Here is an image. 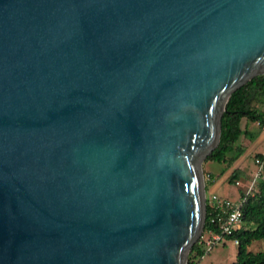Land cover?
Returning a JSON list of instances; mask_svg holds the SVG:
<instances>
[{
	"label": "water",
	"instance_id": "obj_1",
	"mask_svg": "<svg viewBox=\"0 0 264 264\" xmlns=\"http://www.w3.org/2000/svg\"><path fill=\"white\" fill-rule=\"evenodd\" d=\"M259 75L264 0H0V264H187Z\"/></svg>",
	"mask_w": 264,
	"mask_h": 264
},
{
	"label": "trees",
	"instance_id": "obj_2",
	"mask_svg": "<svg viewBox=\"0 0 264 264\" xmlns=\"http://www.w3.org/2000/svg\"><path fill=\"white\" fill-rule=\"evenodd\" d=\"M242 119L256 124L261 129L264 128V75L252 78L230 95L221 118L219 143L205 161L231 164L242 154L238 139L241 135H247L246 129L242 131L240 127ZM257 157L261 158L262 155L259 154ZM239 174L240 171L235 169L228 177L229 184H235ZM261 177L260 181L252 185L250 192L240 195V198L244 199L240 209L245 229L227 238L238 240L236 260L233 264H264V249L249 250L255 241H262L264 245V164ZM209 185L210 181H206V191ZM203 232L207 234L218 232L209 222L207 201ZM203 242L198 239L192 245L188 252L187 264H201V259L207 252Z\"/></svg>",
	"mask_w": 264,
	"mask_h": 264
},
{
	"label": "rangeland",
	"instance_id": "obj_3",
	"mask_svg": "<svg viewBox=\"0 0 264 264\" xmlns=\"http://www.w3.org/2000/svg\"><path fill=\"white\" fill-rule=\"evenodd\" d=\"M255 128L251 126V124H248V128L250 130L253 129V133H256L257 129H261L254 125ZM245 125L244 123L242 124V128H244ZM252 127V128H251ZM255 131V132H254ZM240 145L244 148L247 149V147H254L253 154H251L249 157L245 159V171H240L239 178L238 180L241 181V185L235 186V184H229L228 180L226 181L225 184L222 185V190L220 191V194L224 198H228L229 200L238 203L240 201V195L246 194L247 193V185H244V183H250L252 182L255 178L257 181H260L262 177H259L257 174V166L254 163L255 157L259 155L260 153L256 154V152H262L264 148V142L259 146L258 142L254 141H248L245 138L242 139V142ZM248 147V148H249ZM262 155V154H261ZM230 164H223V163H218L214 161H203L201 164V171L203 174V179H204V185L205 182L207 181V173L206 171H209L216 176H219L221 174V171L224 172L226 170H230ZM255 183V184H256ZM241 193V194H240ZM206 197H209L206 193ZM245 228V227H244ZM205 243L209 240V236H206L205 232H202L201 237L199 238ZM203 242V243H204ZM224 243V244H223ZM262 241H255L252 243V245L249 247V250L257 251L264 249V245L262 244ZM206 253L201 259V264H233L236 260V254H237V246H235L231 241H225L221 243H217L216 245H211L212 247L209 249L206 245Z\"/></svg>",
	"mask_w": 264,
	"mask_h": 264
},
{
	"label": "built area",
	"instance_id": "obj_4",
	"mask_svg": "<svg viewBox=\"0 0 264 264\" xmlns=\"http://www.w3.org/2000/svg\"><path fill=\"white\" fill-rule=\"evenodd\" d=\"M254 163L258 168L256 175L261 177V170L264 164V153L262 154L261 158L256 157ZM253 179L254 180L251 182L248 192L251 191L252 185L257 181L255 178ZM206 201L209 207V222L217 228L218 232H210V238L205 243V245L210 249L213 245L225 242L227 240L231 241L235 246H237V239L228 240L227 238L233 236L234 233L245 229L243 214L240 209L244 199H240V201L236 203L229 200L228 198L212 194L209 197H206Z\"/></svg>",
	"mask_w": 264,
	"mask_h": 264
},
{
	"label": "crops",
	"instance_id": "obj_5",
	"mask_svg": "<svg viewBox=\"0 0 264 264\" xmlns=\"http://www.w3.org/2000/svg\"><path fill=\"white\" fill-rule=\"evenodd\" d=\"M244 123L245 127L242 128V124ZM248 122L245 120V119H242L241 123H240V127L242 129V131H244L246 129L247 131V135L244 136V135H241L238 139V144L239 146L241 147L242 149V154L237 158L235 159L230 165V170H226L224 172L221 171V174H219V176H216L215 174L209 172V171H206L207 173V181L209 182L210 181V185L208 186V189L206 191L207 195H212V194H216L218 196H221L220 194V191L222 190V185L226 183V181L228 180V177L230 176V174L235 170V169H238V170H241V171H244L247 173V171H245V159L247 157H249L251 154H253L254 151V147H247L244 148L240 145V143L242 142V139L245 138L246 140L248 139V141H254V142H258V145L260 146L263 142H264V128L262 129H257L256 130V133H253V129L250 130L248 128ZM251 126L253 128H255L254 125L256 124H252L250 123ZM257 126V125H256ZM251 127V128H252ZM255 132V131H254ZM263 154L264 153V148H263V151L262 152H256V154ZM229 183V182H228ZM232 185V184H231ZM238 185H241V181L238 180L236 183H235V186H238ZM244 185H247L248 189H250V186H251V182L249 183H244ZM248 192V191H247ZM241 194V193H240ZM222 197V196H221ZM206 236H209L210 238V234L206 233Z\"/></svg>",
	"mask_w": 264,
	"mask_h": 264
}]
</instances>
